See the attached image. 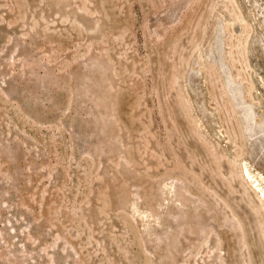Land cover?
<instances>
[{
    "label": "rangeland",
    "instance_id": "obj_1",
    "mask_svg": "<svg viewBox=\"0 0 264 264\" xmlns=\"http://www.w3.org/2000/svg\"><path fill=\"white\" fill-rule=\"evenodd\" d=\"M0 264H264V0H0Z\"/></svg>",
    "mask_w": 264,
    "mask_h": 264
},
{
    "label": "bare ground",
    "instance_id": "obj_2",
    "mask_svg": "<svg viewBox=\"0 0 264 264\" xmlns=\"http://www.w3.org/2000/svg\"><path fill=\"white\" fill-rule=\"evenodd\" d=\"M246 168H247V172H248L251 180L253 181V183L259 185V178L257 176H255V175H253L252 173H250V168L248 166H246Z\"/></svg>",
    "mask_w": 264,
    "mask_h": 264
}]
</instances>
